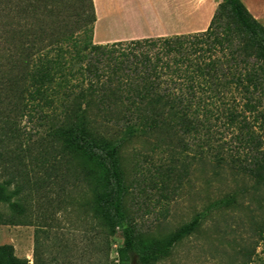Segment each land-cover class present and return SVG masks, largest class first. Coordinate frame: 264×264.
Here are the masks:
<instances>
[{
  "label": "trees",
  "instance_id": "obj_1",
  "mask_svg": "<svg viewBox=\"0 0 264 264\" xmlns=\"http://www.w3.org/2000/svg\"><path fill=\"white\" fill-rule=\"evenodd\" d=\"M23 12L28 22L21 28L9 23L6 30L9 54L1 84L9 98L17 97L23 114L32 107L50 123L55 157L83 163L78 162L83 175L91 180L86 184L98 194L95 216L103 235L114 236L122 226L117 264H132L133 258L154 264L168 257L213 210L237 202L229 194L165 238L147 242L127 213L124 139L168 137L184 147L187 138L195 139L199 159L207 163L204 146L211 149L212 119L223 120L236 133L237 148L245 150L233 161L258 182V200L263 201L258 230L264 240V25L242 0H223L203 32L107 44L93 41V0H31ZM80 77L88 86L73 82ZM163 78L173 84L164 86ZM99 119L125 121L123 138L106 135ZM215 156L219 167L227 160L220 151ZM38 253L36 246L35 259ZM253 262L251 257L242 264ZM0 264L31 263L6 244L0 246Z\"/></svg>",
  "mask_w": 264,
  "mask_h": 264
},
{
  "label": "rangeland",
  "instance_id": "obj_2",
  "mask_svg": "<svg viewBox=\"0 0 264 264\" xmlns=\"http://www.w3.org/2000/svg\"><path fill=\"white\" fill-rule=\"evenodd\" d=\"M30 1L0 0V246L12 245L15 255L31 264H117L122 226L116 228L114 236L103 235L95 216L98 194L86 184L91 180L83 175L79 165L83 163L55 157L50 152V123L32 107L23 114L16 107L17 97L9 98L1 84L7 74L8 24L21 28L28 22L23 8ZM99 29L107 37H116L130 28L103 25ZM73 82L88 86L81 77ZM162 82L164 86L173 84L168 78ZM176 85L183 90L181 81ZM98 121L106 135L123 138L125 121ZM212 124L211 149L204 146L207 163L199 159L198 141L191 138L186 139V147L176 143L178 139L169 143L168 137L140 134L122 142L121 164L128 186L125 205L142 242L165 238L229 194L237 198L234 205L213 210L196 233L154 264H242L251 257L254 263L264 260V240L258 230V219L263 215L258 182L233 161L245 154L237 148L236 133L226 128L223 120L212 119ZM217 151L227 158L220 167ZM260 192L264 195V187ZM132 264H138L136 258Z\"/></svg>",
  "mask_w": 264,
  "mask_h": 264
},
{
  "label": "crops",
  "instance_id": "obj_3",
  "mask_svg": "<svg viewBox=\"0 0 264 264\" xmlns=\"http://www.w3.org/2000/svg\"><path fill=\"white\" fill-rule=\"evenodd\" d=\"M96 21L94 42L107 44L151 37L203 32L223 0H93ZM251 14L264 25V0H242ZM126 29L107 37L100 27ZM261 264V263H251Z\"/></svg>",
  "mask_w": 264,
  "mask_h": 264
}]
</instances>
